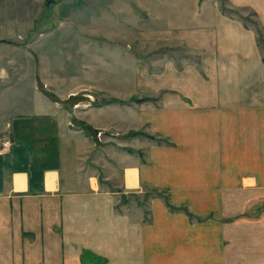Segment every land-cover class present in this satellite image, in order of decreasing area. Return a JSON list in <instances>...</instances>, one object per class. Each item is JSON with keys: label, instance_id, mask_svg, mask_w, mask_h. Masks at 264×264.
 Segmentation results:
<instances>
[{"label": "crops", "instance_id": "1", "mask_svg": "<svg viewBox=\"0 0 264 264\" xmlns=\"http://www.w3.org/2000/svg\"><path fill=\"white\" fill-rule=\"evenodd\" d=\"M229 3L253 21L213 9L159 109L0 91V264H264V0Z\"/></svg>", "mask_w": 264, "mask_h": 264}, {"label": "rangeland", "instance_id": "2", "mask_svg": "<svg viewBox=\"0 0 264 264\" xmlns=\"http://www.w3.org/2000/svg\"><path fill=\"white\" fill-rule=\"evenodd\" d=\"M231 6L229 0H43L13 6L11 62L0 56V91L11 87L52 98L49 87L79 88L92 93L94 106L159 109L162 93L182 86L186 69L201 70V25L210 23L213 9L253 21L251 11ZM257 35L264 44L259 30ZM77 98L82 96L64 102L71 111ZM138 134L155 139L145 130Z\"/></svg>", "mask_w": 264, "mask_h": 264}, {"label": "built area", "instance_id": "3", "mask_svg": "<svg viewBox=\"0 0 264 264\" xmlns=\"http://www.w3.org/2000/svg\"><path fill=\"white\" fill-rule=\"evenodd\" d=\"M10 145L11 143L9 139H6V138L0 139V157L8 153Z\"/></svg>", "mask_w": 264, "mask_h": 264}]
</instances>
